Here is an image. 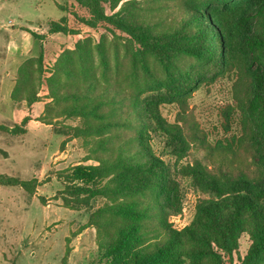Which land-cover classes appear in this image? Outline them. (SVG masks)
<instances>
[{"label": "trees", "instance_id": "obj_1", "mask_svg": "<svg viewBox=\"0 0 264 264\" xmlns=\"http://www.w3.org/2000/svg\"><path fill=\"white\" fill-rule=\"evenodd\" d=\"M73 1L86 12L75 15L80 23L104 30L99 41L80 39L50 71L42 48L18 67L11 99L31 106L43 87L44 122L78 120L61 132L83 138L97 164L72 167L60 193L72 208L107 200L90 217L101 259L264 264V0ZM162 1L179 15L150 14L168 7ZM48 32L77 34L65 16L49 21ZM223 77L233 80L226 131L231 122L238 130L211 146L186 116L188 100ZM166 105L179 109L175 122L163 115ZM197 144L212 161L185 162ZM0 185L28 190L32 182L0 174ZM189 191L203 198L178 230L170 217Z\"/></svg>", "mask_w": 264, "mask_h": 264}, {"label": "rangeland", "instance_id": "obj_2", "mask_svg": "<svg viewBox=\"0 0 264 264\" xmlns=\"http://www.w3.org/2000/svg\"><path fill=\"white\" fill-rule=\"evenodd\" d=\"M149 5L156 6L155 3ZM160 5L168 7L149 13L167 17L166 21L179 15L180 10L174 2L162 1ZM75 15L81 17L86 12L73 0H0V39H4L5 45L13 29H45L49 21H58L65 16L77 34H60L49 39L43 48V57L44 69L50 71L62 51L73 49L77 41L86 37L97 43L104 32L102 28L95 30L85 26ZM111 37L109 35L108 39ZM4 53L0 43V80L5 71ZM10 82L6 79L5 84L0 85L3 86L0 94V174L31 181L32 186L27 190L22 186L0 185V264H106L99 252L98 230L90 223V217L107 200L97 198L90 206L72 208L65 205L60 193L72 167L97 164L91 159L93 154L83 143V138L61 132L65 127L78 125V120L60 118L53 126L47 124L42 119V104L33 107L26 102L15 104L12 101V91L7 87L11 86ZM232 85L231 77L220 78L194 92L188 100L186 116L211 146L218 141L226 143L238 130L236 123L231 122V131H226L224 110L232 103ZM37 90L38 102L45 105L49 101L47 90L38 89V86ZM162 111L168 121H176L179 111L176 106L166 105ZM27 116L31 120L22 125ZM15 127L25 129V132L14 134L12 129ZM214 157L219 160L218 155ZM209 160L212 161L206 150L198 144L191 147L185 158V162ZM202 198L189 191L181 213L175 215L179 219L172 222L171 216L170 222L174 226L188 224L196 203ZM247 245L244 241L243 249Z\"/></svg>", "mask_w": 264, "mask_h": 264}, {"label": "crops", "instance_id": "obj_3", "mask_svg": "<svg viewBox=\"0 0 264 264\" xmlns=\"http://www.w3.org/2000/svg\"><path fill=\"white\" fill-rule=\"evenodd\" d=\"M35 31L38 35L46 34V37L43 39H35L33 35L28 30ZM59 33L50 34L48 32V23L45 29L39 28H28V27H21L19 29H13L10 32L9 37L6 40L4 45V39H0L1 43V50L6 51L3 55V62H4V74L2 79L0 80V85H4L6 79H9L11 82L7 86L9 87V91H12L13 86L15 84L17 69L18 67L27 59L31 57H37L42 48H46V44L49 39L56 38L59 36ZM17 52V53H16ZM19 53V54H18ZM18 55L15 57V55ZM3 86H0V94L2 95ZM38 104H42V111L44 108V102H36L33 104V107L37 106Z\"/></svg>", "mask_w": 264, "mask_h": 264}, {"label": "built area", "instance_id": "obj_4", "mask_svg": "<svg viewBox=\"0 0 264 264\" xmlns=\"http://www.w3.org/2000/svg\"><path fill=\"white\" fill-rule=\"evenodd\" d=\"M172 222H174V221H177L179 218H178V216H172ZM171 223V222H170ZM172 225H173V223H171ZM187 224H180L179 226H174L173 225V227L175 228V229H178V230H180V229H182V228H184L185 226H186Z\"/></svg>", "mask_w": 264, "mask_h": 264}]
</instances>
